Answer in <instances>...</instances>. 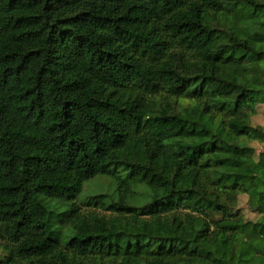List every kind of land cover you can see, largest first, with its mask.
Masks as SVG:
<instances>
[{"label":"trees","instance_id":"16d2710c","mask_svg":"<svg viewBox=\"0 0 264 264\" xmlns=\"http://www.w3.org/2000/svg\"><path fill=\"white\" fill-rule=\"evenodd\" d=\"M263 103L264 0H0V264H264Z\"/></svg>","mask_w":264,"mask_h":264},{"label":"rangeland","instance_id":"374dc122","mask_svg":"<svg viewBox=\"0 0 264 264\" xmlns=\"http://www.w3.org/2000/svg\"><path fill=\"white\" fill-rule=\"evenodd\" d=\"M252 123L254 125H264V103L259 105L258 112L252 117ZM251 144L259 150L262 149V143L258 141H252ZM261 168H264V160H262L258 165L253 168V173L257 174ZM117 183L111 176L107 175H98L95 178L87 181L85 183L83 191L78 196V201L82 203L87 200L91 195L104 193L109 194L110 196L116 193ZM138 191L144 196H141L138 200V204H144L150 200V192L146 185L141 184L138 188ZM108 195V196H109ZM247 196L241 197V205L243 208V213L247 216L253 218L255 217V213L249 209L247 205ZM107 212V211H105ZM245 252V251H244ZM5 254V250L3 249L0 242V257ZM251 257L246 255V258Z\"/></svg>","mask_w":264,"mask_h":264}]
</instances>
